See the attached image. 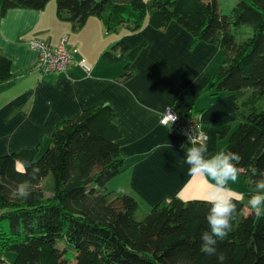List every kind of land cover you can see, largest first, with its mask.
I'll list each match as a JSON object with an SVG mask.
<instances>
[{"label": "trees", "instance_id": "obj_1", "mask_svg": "<svg viewBox=\"0 0 264 264\" xmlns=\"http://www.w3.org/2000/svg\"><path fill=\"white\" fill-rule=\"evenodd\" d=\"M50 0H1L0 17L9 9L40 10ZM57 14L79 28L89 17L107 31L136 32L147 24L163 29L175 22L193 40L213 44L225 58L209 82L217 93L238 98L237 125H219L226 139L221 151L239 155L237 164L250 198L264 180V0H235L228 13L219 0H55ZM250 28V31L242 27ZM117 40L102 52L130 62L145 46ZM12 77L11 58L0 52V84ZM121 132L111 106L86 108L51 132L44 148H20L0 156V264H264V215L237 205L231 230L216 244V254L202 251L209 231L206 200L174 196L145 214L128 194L107 189L123 169ZM220 151V152H221ZM17 161L25 168L19 171ZM256 169L253 174L251 169ZM30 181V195L19 198L16 186ZM45 181V183H44ZM42 184L48 189L42 188Z\"/></svg>", "mask_w": 264, "mask_h": 264}, {"label": "crops", "instance_id": "obj_2", "mask_svg": "<svg viewBox=\"0 0 264 264\" xmlns=\"http://www.w3.org/2000/svg\"><path fill=\"white\" fill-rule=\"evenodd\" d=\"M63 37L67 48L77 49L76 59H84L91 67L89 73L75 62L66 72L34 69L37 53L28 41L40 38L57 45ZM117 40L129 47L146 43L130 62L131 75L123 76L127 55L114 61L101 56ZM0 52L11 58L12 72L0 84V156L20 148H42L58 123L106 104L113 109L121 132L118 144L123 159L122 171L106 184L108 190L133 196L141 214L174 196L183 201L205 200L208 181L190 177L185 163L193 143L158 119L167 107L194 115L202 124L209 154L221 151L226 139L217 138L216 128L235 127L238 122L237 95L208 87L225 58L222 49L195 42L175 22L161 30L145 24L136 32L123 26L112 32L92 16L74 28L71 21L58 16L56 3L49 1L40 10L13 8L0 17ZM229 183L232 197L244 203L242 212L248 214L253 209L242 175L236 184Z\"/></svg>", "mask_w": 264, "mask_h": 264}, {"label": "clouds", "instance_id": "obj_3", "mask_svg": "<svg viewBox=\"0 0 264 264\" xmlns=\"http://www.w3.org/2000/svg\"><path fill=\"white\" fill-rule=\"evenodd\" d=\"M175 118L173 119V121ZM240 160L238 154L231 151H221L209 154L207 143L194 142L185 154V163L188 167L190 177H203L208 181V188L204 199L210 205L207 214L209 231L201 234L202 251L209 255L216 254V244L222 240L231 230L234 213L237 205L233 201L231 184H236L239 178L237 164ZM16 167L19 171L25 168L24 163L17 161ZM256 173V169H251ZM30 181L19 183L15 192L19 198L26 199L30 195ZM257 191L248 200V205L257 214L264 213V180L256 185ZM220 264H223V255L218 256Z\"/></svg>", "mask_w": 264, "mask_h": 264}, {"label": "built area", "instance_id": "obj_4", "mask_svg": "<svg viewBox=\"0 0 264 264\" xmlns=\"http://www.w3.org/2000/svg\"><path fill=\"white\" fill-rule=\"evenodd\" d=\"M28 45L37 53L35 70L42 73L66 72L68 67L75 62L86 73H89L91 67L84 59H76V48H67L66 39H60L57 45H51L46 40L32 38ZM175 120L173 121V119ZM159 123L168 127L172 131L181 135L188 143L205 141L206 137L202 132V124L192 114L177 113L173 108H165L159 115Z\"/></svg>", "mask_w": 264, "mask_h": 264}, {"label": "rangeland", "instance_id": "obj_5", "mask_svg": "<svg viewBox=\"0 0 264 264\" xmlns=\"http://www.w3.org/2000/svg\"><path fill=\"white\" fill-rule=\"evenodd\" d=\"M50 1L55 2V0H50ZM234 2H235V0H219V8H220L221 12L228 13V11L230 10V8ZM244 30L250 31V28L245 26ZM44 147L45 146H43L42 148H44ZM44 183H45V181H44ZM42 188L48 189V186H45L44 184H42ZM13 258H14L13 252H6L4 255V259H5L4 264H10Z\"/></svg>", "mask_w": 264, "mask_h": 264}]
</instances>
